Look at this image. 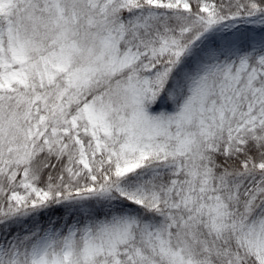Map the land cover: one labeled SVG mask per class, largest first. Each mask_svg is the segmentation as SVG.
Masks as SVG:
<instances>
[{"label": "snow or ice", "instance_id": "1", "mask_svg": "<svg viewBox=\"0 0 264 264\" xmlns=\"http://www.w3.org/2000/svg\"><path fill=\"white\" fill-rule=\"evenodd\" d=\"M0 264H264V0H0Z\"/></svg>", "mask_w": 264, "mask_h": 264}]
</instances>
